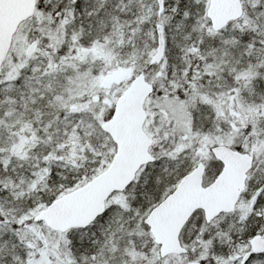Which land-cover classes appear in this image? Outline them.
Wrapping results in <instances>:
<instances>
[{"label": "snow or ice", "instance_id": "snow-or-ice-1", "mask_svg": "<svg viewBox=\"0 0 264 264\" xmlns=\"http://www.w3.org/2000/svg\"><path fill=\"white\" fill-rule=\"evenodd\" d=\"M0 264H264V0H0Z\"/></svg>", "mask_w": 264, "mask_h": 264}]
</instances>
